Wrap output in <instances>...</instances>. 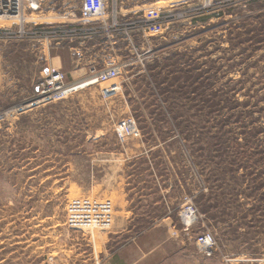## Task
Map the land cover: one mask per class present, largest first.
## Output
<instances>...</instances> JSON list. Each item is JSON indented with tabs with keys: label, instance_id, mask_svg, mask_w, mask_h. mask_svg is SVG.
I'll return each instance as SVG.
<instances>
[{
	"label": "rangeland",
	"instance_id": "1",
	"mask_svg": "<svg viewBox=\"0 0 264 264\" xmlns=\"http://www.w3.org/2000/svg\"><path fill=\"white\" fill-rule=\"evenodd\" d=\"M81 3L50 2L77 38L99 24ZM105 13L86 74L67 82L119 77L39 106L40 81L0 88V264L117 261L167 218L193 243L211 234L228 264H264V0H107ZM76 199L111 202V227L69 230Z\"/></svg>",
	"mask_w": 264,
	"mask_h": 264
},
{
	"label": "crops",
	"instance_id": "2",
	"mask_svg": "<svg viewBox=\"0 0 264 264\" xmlns=\"http://www.w3.org/2000/svg\"><path fill=\"white\" fill-rule=\"evenodd\" d=\"M51 1L43 0L40 10L33 13L37 19L26 24L36 36L24 41H0V88L10 91L4 94L6 99L16 97L19 90L34 81L43 80L50 70L65 74L68 81H78L91 64L88 54L95 50L97 37L77 38L68 32L73 21L54 12ZM7 27L0 24V30ZM155 228L126 243L118 250L117 261L111 256L106 264H198L195 243L177 233L168 218ZM206 260L208 264H228L217 251Z\"/></svg>",
	"mask_w": 264,
	"mask_h": 264
},
{
	"label": "built area",
	"instance_id": "3",
	"mask_svg": "<svg viewBox=\"0 0 264 264\" xmlns=\"http://www.w3.org/2000/svg\"><path fill=\"white\" fill-rule=\"evenodd\" d=\"M43 0H0V21L12 22L15 27L13 31L0 30V41H24L36 36L34 29L26 27V16L40 10ZM107 0H82L80 16L82 20H91L99 23L97 26L88 25L79 27L77 30L82 35L91 36L103 34L109 31L104 26ZM98 21V22H97ZM90 22V21H89ZM71 34H74L70 32ZM120 70L116 67L92 74L77 83H68L65 74L50 70V72L36 86V98L32 105H45L64 100L70 92L81 86H91L95 83H105L117 78ZM81 82V83H80ZM114 88V87H112ZM106 90L109 94L113 89ZM112 90V91H111ZM3 117L0 116V121ZM191 210V209H190ZM189 208L185 217L191 216ZM113 207L109 201H91L88 199H76L68 203L66 210V226L71 231L87 233L105 232L112 224ZM195 244L198 250L210 257L215 247V241L211 234H202L196 238Z\"/></svg>",
	"mask_w": 264,
	"mask_h": 264
},
{
	"label": "trees",
	"instance_id": "4",
	"mask_svg": "<svg viewBox=\"0 0 264 264\" xmlns=\"http://www.w3.org/2000/svg\"><path fill=\"white\" fill-rule=\"evenodd\" d=\"M117 8H118V6H117ZM232 10H234V9H232ZM207 18H204L203 20L205 21Z\"/></svg>",
	"mask_w": 264,
	"mask_h": 264
}]
</instances>
